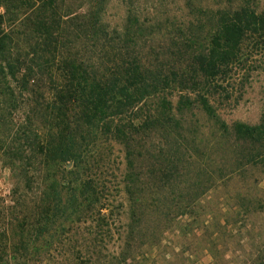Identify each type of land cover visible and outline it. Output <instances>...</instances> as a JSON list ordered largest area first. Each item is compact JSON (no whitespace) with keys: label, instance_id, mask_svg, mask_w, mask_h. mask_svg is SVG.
<instances>
[{"label":"trees","instance_id":"16d2710c","mask_svg":"<svg viewBox=\"0 0 264 264\" xmlns=\"http://www.w3.org/2000/svg\"><path fill=\"white\" fill-rule=\"evenodd\" d=\"M108 1L0 0V162L12 181L0 225L14 248L59 227L70 248L88 241L94 253L126 206L125 260L132 241L158 246L181 215L184 231L209 215L227 231V213L264 212V87L257 123L219 112L264 72L262 1L183 0L181 16L146 24L128 0L121 28L104 21ZM115 144L126 205L106 194ZM235 178L240 189L224 192ZM260 236L243 264H264ZM212 251L214 264L226 261Z\"/></svg>","mask_w":264,"mask_h":264},{"label":"rangeland","instance_id":"374dc122","mask_svg":"<svg viewBox=\"0 0 264 264\" xmlns=\"http://www.w3.org/2000/svg\"><path fill=\"white\" fill-rule=\"evenodd\" d=\"M261 1L264 4V0ZM128 3V0L108 1L103 18L111 28L123 26ZM131 8L146 24L152 20H163L168 15L181 16L184 12L183 0H133ZM263 87L264 72L261 70L254 71L242 88L237 89L231 99L220 105L221 116L228 123L234 120L257 123L263 109ZM176 94L172 97L174 101L178 95ZM112 158L115 162L109 168V172H111L107 176L109 192L106 194H110L108 197L115 203L123 201L126 205L125 193L123 191L118 193L117 191L118 186L121 188L119 183L120 172L124 167V162L123 152L116 144L112 150ZM11 182L10 171L3 167L0 162V208L4 209L11 204ZM240 185L238 179H229L222 183V190L234 193L240 189ZM258 185L264 198V175L260 178ZM27 194L25 202L29 204L38 195L36 190ZM219 200L221 210L228 212L229 204ZM125 208L120 209L121 213L118 218H115V223L110 225L111 236L105 235L106 230L104 229L98 232L94 253H91V249L86 248L88 241L79 247V251L70 248L71 245L67 242L70 229L63 230L59 227L51 234L39 236L32 241L27 240L26 246L18 240L19 248L18 246L14 248L12 241L15 239H11L10 224L5 225L7 230L10 229L5 234L7 236L5 238L1 235L4 230L3 226L0 225V264H75L73 261L77 264H214L212 248L215 245L224 251L226 261L223 260L222 264H243L244 261L250 262L256 244L262 240L260 235L264 236V212H250L240 220L235 219L234 215L230 217L227 213V218L231 224L227 231L222 230L220 226L212 225L210 221L212 217L209 215L206 217L205 225L197 226L191 230L192 232L184 231L183 226L179 225V222L183 223L188 220L189 215L185 214L179 217L181 221H178L172 229H168L163 234L158 246H149L147 242L141 247L142 241H132L129 252L125 251L127 259L123 260V250L128 248L124 244L125 227L128 220ZM223 215L224 218L226 214ZM65 226L67 227V222ZM72 228L73 232L74 227ZM238 229L241 230L240 238L238 236L231 237L232 234L235 235ZM83 231L86 229L83 228L80 233ZM213 239L215 240L214 243H212ZM145 240L149 241L147 237ZM211 244L213 245L211 246ZM236 259H238V263Z\"/></svg>","mask_w":264,"mask_h":264}]
</instances>
